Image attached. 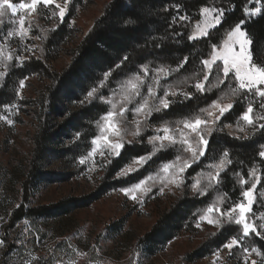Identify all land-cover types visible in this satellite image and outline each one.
I'll return each mask as SVG.
<instances>
[{"label":"rangeland","instance_id":"374dc122","mask_svg":"<svg viewBox=\"0 0 264 264\" xmlns=\"http://www.w3.org/2000/svg\"><path fill=\"white\" fill-rule=\"evenodd\" d=\"M110 1L73 0L70 10L71 20H75V24L70 21L62 23L56 31L53 28L57 25V20L49 18L51 8L41 9L38 14L26 17V27H30V31L25 40L20 41L15 37L8 40L9 50L13 53L24 45H31L40 59L26 61L23 68L17 66L11 69L3 88H0V117L7 116L14 121L13 124H8L7 120L0 118V217L3 218L0 222V238H5V233L9 232L7 247L0 249V260L4 258L5 264H29L31 256H39L44 258L40 264H57L58 261L62 264H136L137 260L140 264H216L217 256L214 253L230 237V233L242 235L240 226L234 224L226 225L225 228L229 230L220 236L225 228L218 229L207 221H199V216L215 202L216 196L224 193L221 189L219 193L210 191L207 196L200 198L194 197L187 187L181 190L169 186L171 190L166 187L162 194L154 188L148 198L139 197L143 200L142 203L133 201L119 191L121 187L130 186L147 174L157 180L158 187L159 177L156 172L159 160H169L174 155L171 150L157 162H150L127 179L114 177L132 157L148 151L149 145H126L122 152L123 158L113 159L111 165L102 164L105 157L99 154L83 165L79 163L81 157L91 151V140L100 135L97 120L106 107L98 102L81 105L80 100L93 87L97 88L98 93L105 91L109 84H105V89L98 85L108 70L89 73L82 82L70 83L56 96L54 108L50 109L49 104L46 105L47 109L43 106V101L50 98L52 75L63 74L69 69L78 44L103 16ZM56 2L60 3L62 0ZM261 4H264V0H260V4L252 0L247 7H259ZM198 19L200 16L192 24ZM12 27L14 26H0V37H4L5 32ZM0 71H5L3 64H0ZM197 71V64L194 63L187 71L177 74V79L171 82L173 85L180 84L187 76L189 79L181 87L191 92V85L195 82L193 77ZM22 76L26 79L25 87L20 89V95L23 96L21 100L15 90L19 87L18 82ZM119 78L120 72L113 69V77L109 78V82L116 83ZM233 86H227L224 93L230 94ZM206 94L189 101L188 106H176V110L171 111L168 118L178 119L182 115L195 113L199 107L207 106L214 99ZM224 102L228 100L225 99ZM12 103L18 104L19 109L9 108L8 105ZM45 112L48 117L44 120L48 123L50 139L46 152L37 163V172L33 175L31 168L41 130V117ZM158 115L154 114L150 121L156 127L160 126ZM132 119V115L128 114V120ZM235 120L233 117L228 118L227 122L233 126L223 133L239 135L235 131ZM248 131L251 132V129ZM77 132L81 134L79 142L75 141ZM223 133L217 135V141ZM152 134L151 131L145 133ZM125 139L133 138L129 135ZM259 139L257 135L250 140L258 142ZM260 143H264V140L258 146ZM217 144L213 147H223L219 142ZM216 154L218 152L213 155ZM213 162V157H207L200 165H193L188 172L193 176L200 171L207 172L209 169L206 165ZM255 166L261 185H264V164ZM31 176L38 178L30 187L28 206L72 200L74 207L69 213L55 218L39 217L36 221L24 219L8 229L10 214L22 202L23 183ZM240 179L250 180V177L239 176ZM261 185L257 186V192L264 190ZM241 186L247 188L248 185ZM255 199L259 200V196ZM231 201L234 202V199ZM179 203H182L181 207ZM178 206V211H174ZM253 212L256 215H250V220L257 226L261 223L260 214L264 213V206L257 207L254 204ZM25 220L28 221L30 232L22 235ZM198 222L199 228L196 227ZM152 231L154 240L147 238L144 241L143 237ZM223 236L225 239L221 240ZM21 240L24 241L23 245L18 243ZM245 242L250 248L260 249L261 256L252 253L249 259L262 264L264 240L252 236L245 238ZM232 251L231 256L226 249L219 251L221 264H242L243 253L235 248ZM9 252L11 255H6ZM32 264L36 262L33 261Z\"/></svg>","mask_w":264,"mask_h":264},{"label":"snow or ice","instance_id":"6c2138e0","mask_svg":"<svg viewBox=\"0 0 264 264\" xmlns=\"http://www.w3.org/2000/svg\"><path fill=\"white\" fill-rule=\"evenodd\" d=\"M72 2L73 0H62L60 3L56 0H22L16 3L13 0H0V26H14L5 32L4 37H0V64H3L5 68V71H0V88H3L11 69L17 66L23 68L26 61L40 59L31 45H24L15 53L9 50V38L15 37L20 41L27 38L30 27H26V17L29 14H38L41 9L51 8L49 18L57 20V25L53 28V31H56L62 23L70 21L71 24H75V20H71L70 4ZM255 2L260 4V0ZM230 7L233 11L235 10V4H231ZM262 9L264 4L253 8L245 6L242 10L243 17L228 24L223 37L218 42H211L214 33L220 32L226 24L228 6L202 5L198 9L200 19L192 24L191 16L183 13L181 5L176 3L172 9L175 15L169 23L170 31L154 44V48L163 50L167 41L174 44L185 41L193 44L200 41L209 42L210 50L196 58L198 71L193 77L195 80L191 85L193 90L189 92L181 87L189 79L187 76L180 84L173 85L171 82L177 79V74L189 64V55L177 58L173 66L168 63L166 56L157 55L154 52L153 60L143 58L134 69L121 73V78L116 83L109 82V78L113 77V69H109L98 85L99 88L105 89V84H109L105 91L98 93L97 88L93 87L87 91L85 98L80 100L81 105L98 102L106 107L103 115L97 120L100 135H96L91 140L89 144L91 151L82 156L79 163L83 165L99 154L105 157V160L101 161L102 164L111 165L113 159L123 158L122 152L126 145L147 144L150 146L149 150L132 157L125 166L120 168L114 178L127 179L148 166L150 162H157L170 150L174 155L169 160H159L156 172V176L159 177L158 187L157 180L151 174H147L146 177L138 179L130 186L119 189L126 197L142 203L143 200L139 197L148 198L154 188L162 194L169 186L181 190L187 187L194 197L200 198L207 196L210 191L219 193L224 176L228 174L231 166L234 163L243 164L242 160H238L233 155L230 148L223 147L217 150L213 147L218 143L215 135L232 128V123L227 121L237 103L243 105L242 111L235 120V131L239 135H233L232 132H228L227 135L240 141L253 139L257 135L264 138V59H254L257 44H264V41H258L256 34L248 28L255 18H264ZM123 23L128 28L137 27L140 24V17L130 16ZM173 26H176L174 30H172ZM129 59L127 55L122 56L114 65V69H121ZM25 79L23 76L19 79V87L15 90L21 100L23 96L20 95V89L25 87ZM221 85L234 86L229 94L223 92ZM213 88L220 89V94L207 106L199 107L195 113L182 115L178 119L168 118L171 111L176 110V106H188L189 101L198 96H204ZM225 99L228 102H224ZM8 107L13 110L19 109V105L15 103L9 104ZM128 114L133 117L131 121L128 120ZM154 114H159L157 116L160 122L159 127L150 123ZM0 118L7 120L8 124L14 123L7 116ZM249 129L251 132L248 131ZM149 131L153 134L145 135ZM129 135L133 139L126 140L125 137ZM75 141H81L80 132L75 134ZM217 152L218 154L214 156L213 154ZM257 155L260 158V164H264V143H260ZM207 157L214 159L213 163L206 165L209 169L207 172L200 171L194 176L188 172L193 165H200ZM193 171L196 170L193 169ZM234 174L239 176L238 172ZM248 175L250 180H239L241 185L248 186L241 189L236 201H231L227 193L218 194L215 202L205 209L203 215L199 216V221H207L209 225H214L218 229L232 224L241 228L242 235L230 236L214 253L217 256L216 264H221L219 251L225 249L230 256L233 255L234 248L242 252V264H257L256 260L249 259L250 254L262 255L258 247L250 248L245 242V238L252 236L264 240V213L260 214L259 225L254 226L250 220V215H256L253 212V205L264 206V190L256 191L257 186L261 185V180L255 165L250 168ZM261 188L264 189V185H261ZM256 196H259V200L255 199ZM20 206L16 205L18 208ZM2 221L3 218L0 217V222ZM24 224L25 229L22 235L30 232L28 221L25 220ZM196 227H200L199 222ZM18 243L23 245L24 241L21 240ZM5 247H7L6 239L0 238V249ZM42 259L44 258L31 256L29 264L33 261L40 264ZM57 264L62 262L58 261ZM136 264H140L139 260Z\"/></svg>","mask_w":264,"mask_h":264},{"label":"trees","instance_id":"16d2710c","mask_svg":"<svg viewBox=\"0 0 264 264\" xmlns=\"http://www.w3.org/2000/svg\"><path fill=\"white\" fill-rule=\"evenodd\" d=\"M252 0H111L105 9L103 16L98 19L92 30L82 39L75 49L74 59L69 69L63 74H53L52 83L49 87V100L43 101V106L47 104L50 109L55 107L56 96L70 84L83 81L85 75L95 72H103L109 69H114V65L117 64L121 57L124 55L129 56V61L118 72L127 73L130 69H134L135 66L142 61L143 58L147 60H153L155 57L153 53L157 55L166 56L168 63L175 65L177 58L183 55H189V64L185 65V68L181 72H185L192 64H197V59L202 54H206L210 50L209 42L200 41L196 43H189L185 41L181 44H174L171 41L165 42L163 50L155 49L154 44L160 41L162 36L167 35L170 31L169 23L175 12L172 10L176 3L181 5V11L191 16V23L198 18V9L202 5H225L228 6L226 14V24L222 27L221 31L214 33V37L211 42H218L224 34L228 24L235 22L243 17V8L251 3ZM231 4H235V10L230 7ZM169 9V11H165ZM264 11V9L262 10ZM140 17V24L134 28L125 27L123 21L129 17ZM176 26H173L175 29ZM248 28L251 32L256 34L258 41H264V18H255ZM187 33V30H185ZM264 59V44H257V51L255 52L254 59ZM116 70V69H115ZM127 70V71H126ZM122 71V72H121ZM192 71H195L192 70ZM223 92L227 89L224 85L220 86ZM220 94V89L213 88L206 95L216 99ZM46 107L45 109H47ZM243 105L237 103L233 109L229 118L236 119L242 111ZM47 113H43L41 117V130L39 137L37 138L36 151L34 155L33 167L31 168V174H36L37 163L42 159L43 154L47 149V142L50 139L47 126ZM47 116V117H46ZM218 139L219 145L226 147V145L232 150L233 155L238 160H242L243 164L234 163L228 174L224 176V182L221 186V190L227 193L228 197L237 200L241 189L243 188L239 183L240 177H247L248 171L253 165L260 164V158L257 155L258 143L264 138L258 140V142L251 140H235L229 135L223 133ZM215 135V134H214ZM217 138V135H215ZM218 145V144H217ZM219 147V146H218ZM216 148L219 150L220 148ZM222 147V148H223ZM263 165V164H262ZM234 172H238L239 176ZM38 177L31 176L23 183V197L19 208L13 209L10 214L8 229L13 227L16 223L24 219H30L36 221L39 217L55 218L60 214H66L74 207L72 200L64 203H55L51 205H39L28 206L30 187ZM72 202V203H71ZM182 203H179V205ZM181 207V205H180ZM174 211H178V208ZM7 229V230H8ZM229 228H225L222 234L227 232ZM154 231L150 232L147 236L143 237L146 241L147 238L153 239ZM234 233H230V236ZM5 239L9 240V232L5 233ZM149 239V240H150ZM225 237H221V240ZM142 240V239H141ZM0 264H5V259L1 258Z\"/></svg>","mask_w":264,"mask_h":264}]
</instances>
